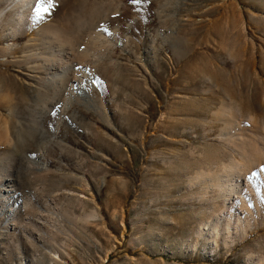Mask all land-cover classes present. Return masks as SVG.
<instances>
[{"label":"rangeland","instance_id":"obj_1","mask_svg":"<svg viewBox=\"0 0 264 264\" xmlns=\"http://www.w3.org/2000/svg\"><path fill=\"white\" fill-rule=\"evenodd\" d=\"M261 169L264 0H0V264H264Z\"/></svg>","mask_w":264,"mask_h":264},{"label":"bare ground","instance_id":"obj_2","mask_svg":"<svg viewBox=\"0 0 264 264\" xmlns=\"http://www.w3.org/2000/svg\"><path fill=\"white\" fill-rule=\"evenodd\" d=\"M42 1H44V0H20V2L24 5V4H26V3H34V4H40ZM21 16H24V13H22V15ZM260 162V161H259ZM259 162H257V164L259 163ZM261 163V162H260ZM259 163V164H260ZM232 164V163H231ZM231 164H228L226 167H225V169H226V171L228 172V174L227 175H229L230 174V172L233 170V168L234 167H232L233 165H231ZM257 164H256V166H257ZM243 166H244V164H243ZM250 166H248V168H249ZM251 168V167H250ZM239 188V187H238Z\"/></svg>","mask_w":264,"mask_h":264},{"label":"snow or ice","instance_id":"obj_3","mask_svg":"<svg viewBox=\"0 0 264 264\" xmlns=\"http://www.w3.org/2000/svg\"><path fill=\"white\" fill-rule=\"evenodd\" d=\"M45 11H47V9H45ZM53 115H55V113H52ZM261 171H264V169H261ZM255 175V174H254Z\"/></svg>","mask_w":264,"mask_h":264}]
</instances>
